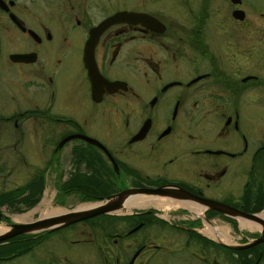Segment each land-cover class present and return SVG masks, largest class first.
<instances>
[{
  "label": "flooded vegetation",
  "instance_id": "flooded-vegetation-1",
  "mask_svg": "<svg viewBox=\"0 0 264 264\" xmlns=\"http://www.w3.org/2000/svg\"><path fill=\"white\" fill-rule=\"evenodd\" d=\"M256 115L249 0H0V221L43 197L108 206L2 245L40 246L30 264H264V242L227 247L264 236Z\"/></svg>",
  "mask_w": 264,
  "mask_h": 264
},
{
  "label": "water",
  "instance_id": "water-1",
  "mask_svg": "<svg viewBox=\"0 0 264 264\" xmlns=\"http://www.w3.org/2000/svg\"><path fill=\"white\" fill-rule=\"evenodd\" d=\"M105 202L106 201L95 204L91 210L74 209L73 211H59L57 214L51 216V218L39 217L34 222L27 224L10 225L8 231L0 234V243L14 236L33 234L34 231H38V233L52 232L64 226L83 221L93 216L107 214L108 206ZM224 208L227 209L228 207L224 206ZM225 213L228 214V212ZM260 242H264V237H259L258 239L243 246H231L228 248L233 250H244Z\"/></svg>",
  "mask_w": 264,
  "mask_h": 264
},
{
  "label": "rangeland",
  "instance_id": "rangeland-1",
  "mask_svg": "<svg viewBox=\"0 0 264 264\" xmlns=\"http://www.w3.org/2000/svg\"><path fill=\"white\" fill-rule=\"evenodd\" d=\"M249 1L251 2V4L256 6V8H264V0H249ZM257 106L260 107L259 104ZM253 120H254V123L256 125L264 123V118L262 116H259V115H256L255 117H253ZM5 154L7 155L6 152H5ZM6 183L11 184V180H8ZM3 188H5V187H3ZM3 188H2V190H3ZM104 201H106V199L100 200L97 203L104 202ZM45 202H46V198L43 197L42 200L39 202V204L36 205L32 210H28V211L23 212L21 214L23 216L28 215V217H31V220H34V218L37 215L40 216L38 210H40L42 208L43 211H45V208L43 206V203H45ZM57 213L50 214V215H55ZM5 214H7V213H5ZM17 215L19 217H21L20 214H17ZM18 216L12 215L9 217H11L12 220H14L13 222H15V221L18 222L19 221ZM48 218H51V216H49ZM9 226H7L4 221H0V228L5 229L7 227L9 228ZM27 235L35 236L36 233L35 234H27ZM59 235H61V233H59ZM35 240L36 239L29 240V241H35ZM29 246H31V245L24 243V242H17V243L9 244V245H0V264H30V259L34 258L35 254L40 253V251H39L40 246H38L39 248H36V249H33L35 244H33L31 247H29ZM42 248L44 249V246H42ZM9 255H13V256L8 257Z\"/></svg>",
  "mask_w": 264,
  "mask_h": 264
},
{
  "label": "bare ground",
  "instance_id": "bare-ground-1",
  "mask_svg": "<svg viewBox=\"0 0 264 264\" xmlns=\"http://www.w3.org/2000/svg\"><path fill=\"white\" fill-rule=\"evenodd\" d=\"M105 204H106V202H105ZM93 206H94V204H85V205H80L79 207H78V209H87V210H91V209H93ZM39 211V214H40V217H42V216H53V215H50V214H54V213H57L58 211H55V210H48V209H45V211H43V209L41 208L40 210H38ZM21 217H18V220H21V221H26V220H31V217H28V215H24V216H22V215H20ZM240 225H241V227L242 226H246V227H248V228H251L252 227V223H248V222H246V221H241L240 222ZM8 227L7 228H5V229H3V228H0V233H4L6 230L8 231ZM33 233H38V231H34Z\"/></svg>",
  "mask_w": 264,
  "mask_h": 264
},
{
  "label": "trees",
  "instance_id": "trees-1",
  "mask_svg": "<svg viewBox=\"0 0 264 264\" xmlns=\"http://www.w3.org/2000/svg\"><path fill=\"white\" fill-rule=\"evenodd\" d=\"M39 197H40V192H37V194L32 199V204H35L38 201ZM39 237H41V236H39ZM36 238H38V237H36Z\"/></svg>",
  "mask_w": 264,
  "mask_h": 264
}]
</instances>
